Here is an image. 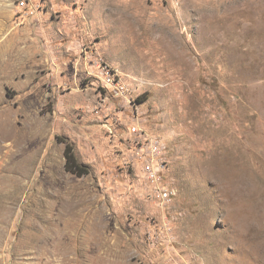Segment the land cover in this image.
<instances>
[{
	"label": "rangeland",
	"instance_id": "rangeland-1",
	"mask_svg": "<svg viewBox=\"0 0 264 264\" xmlns=\"http://www.w3.org/2000/svg\"><path fill=\"white\" fill-rule=\"evenodd\" d=\"M0 264H264V0H0Z\"/></svg>",
	"mask_w": 264,
	"mask_h": 264
},
{
	"label": "built area",
	"instance_id": "built-area-1",
	"mask_svg": "<svg viewBox=\"0 0 264 264\" xmlns=\"http://www.w3.org/2000/svg\"><path fill=\"white\" fill-rule=\"evenodd\" d=\"M13 2V21L16 25H24L42 20L45 12L46 0H12ZM104 79L101 80L102 86L110 90L111 96L127 100L128 88L118 79L107 65L102 66ZM132 132L137 135L136 142L140 146L136 156L141 158V167L144 174L152 179L155 191H158V200L166 202L171 197V191L163 186H159L163 168L166 166L165 150L163 141L156 136L146 135L137 123L131 127Z\"/></svg>",
	"mask_w": 264,
	"mask_h": 264
},
{
	"label": "trees",
	"instance_id": "trees-1",
	"mask_svg": "<svg viewBox=\"0 0 264 264\" xmlns=\"http://www.w3.org/2000/svg\"><path fill=\"white\" fill-rule=\"evenodd\" d=\"M64 142H65V146L63 153L65 158V162H64L65 170L77 176L86 174L88 172V168L77 161L72 151V145L67 141Z\"/></svg>",
	"mask_w": 264,
	"mask_h": 264
}]
</instances>
